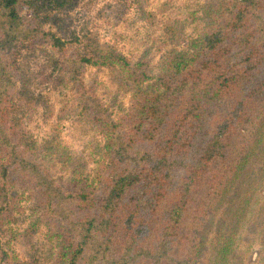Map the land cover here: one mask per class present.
I'll use <instances>...</instances> for the list:
<instances>
[{
  "label": "trees",
  "instance_id": "trees-1",
  "mask_svg": "<svg viewBox=\"0 0 264 264\" xmlns=\"http://www.w3.org/2000/svg\"><path fill=\"white\" fill-rule=\"evenodd\" d=\"M49 3L0 0V264H38L6 236L23 201L26 235L45 229L47 264H264V0H207L181 48L167 27L137 58L98 41L75 48L25 16ZM36 49L103 139L91 178H65L58 143L29 135L18 59ZM89 67L127 98L120 115L85 82Z\"/></svg>",
  "mask_w": 264,
  "mask_h": 264
},
{
  "label": "rangeland",
  "instance_id": "rangeland-1",
  "mask_svg": "<svg viewBox=\"0 0 264 264\" xmlns=\"http://www.w3.org/2000/svg\"><path fill=\"white\" fill-rule=\"evenodd\" d=\"M206 1L49 0V5L40 13L25 12V16L67 44L76 40L75 48L88 41H98L115 46L128 57L137 58L146 47L156 49L153 42L162 39L167 27L181 30L179 36L173 32L174 48H181L187 36L197 34L201 28ZM171 48V43L161 46L158 50L160 53L153 61L154 67ZM18 65L24 80L21 87L32 104V116L27 128L29 135L40 142L58 143L61 151H55V154L62 159L65 178L79 175L91 178L103 158V139L90 119L80 112L75 100L76 90L59 72L60 68L53 67L48 61V49L22 52ZM91 81L98 82L97 96L103 100L109 112L113 116L120 115L128 102L117 91L110 72L89 67L85 82ZM52 160L60 165L55 156H52ZM20 205L7 230L9 244L22 255L23 260L38 256V264H47L42 259L45 254V229L39 227L35 238L27 236L25 230L32 217L29 204L23 201Z\"/></svg>",
  "mask_w": 264,
  "mask_h": 264
}]
</instances>
